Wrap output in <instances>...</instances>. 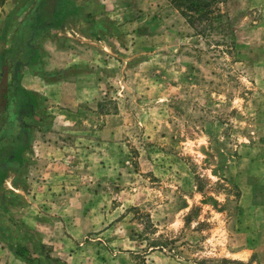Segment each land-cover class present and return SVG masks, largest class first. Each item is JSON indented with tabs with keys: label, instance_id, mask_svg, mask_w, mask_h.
Segmentation results:
<instances>
[{
	"label": "rangeland",
	"instance_id": "rangeland-1",
	"mask_svg": "<svg viewBox=\"0 0 264 264\" xmlns=\"http://www.w3.org/2000/svg\"><path fill=\"white\" fill-rule=\"evenodd\" d=\"M222 1L226 30L200 36L172 0H72L76 13L18 46L38 1L9 0L17 17L8 29V16L0 20V55L13 43L11 94L52 41L72 49V35H100L115 51L90 106L37 94L34 118L1 121L0 147L14 118L26 125L25 148L62 149L45 189L34 184L46 177L31 170L34 156L16 168L15 186L31 191L36 245H0V264H264V0ZM35 60L32 73L46 82L68 76ZM9 177L0 174L1 213L22 204ZM18 221L1 220V237L12 240Z\"/></svg>",
	"mask_w": 264,
	"mask_h": 264
},
{
	"label": "crops",
	"instance_id": "crops-1",
	"mask_svg": "<svg viewBox=\"0 0 264 264\" xmlns=\"http://www.w3.org/2000/svg\"><path fill=\"white\" fill-rule=\"evenodd\" d=\"M14 7H16L14 3L9 4V0H6L4 3H0V15H2L0 16V18H2L0 20L4 21L12 12ZM113 24L116 26L115 23ZM10 29L8 34L6 33L5 35L4 33L5 37L2 38V40L6 41V43L7 41H11L9 35ZM22 34V32L15 33L16 37H14L13 41L21 38ZM71 37L72 39L70 40L68 37L67 38L68 43L75 46L72 47V49L62 48L58 42L52 41V46L54 48L56 47V49H54V51L50 54H43L38 51L34 52L31 57L33 61L29 60L25 64L26 69L23 74L25 75L28 73V80L30 82L27 85H23V88L35 95L45 94L50 96V99H57L59 105L74 109L79 108L81 104L90 106V101L93 100L92 98H95L98 95L101 98V94H99V92L103 91L107 85V78L105 75L108 68V61H111L109 59H111L115 49L113 45L108 44L107 41L101 39L100 35H97L100 39L84 33H78L77 37L73 35ZM80 37H82L83 41L79 39ZM33 39L34 37H32L29 42ZM114 39L116 38L114 37ZM81 42H86L87 44H82ZM12 44L8 51L9 54L14 50V45ZM76 48H80L81 51ZM34 49L36 50V47H34ZM39 54L42 59H45L44 68L50 72V74H56L66 70V74L68 76L58 81L46 82L43 80L41 75L32 73V69H34L37 62L35 58ZM64 58H66L65 61L63 60ZM115 61L116 58L114 57V62ZM47 64H49V66ZM102 94L105 95L106 93ZM99 105L100 99L96 102V106L98 107ZM54 133V130L39 132V134H44L41 138H49ZM61 149L62 147L59 145L53 144L52 146H48V144H41V140H39L38 144L33 145L30 149L25 147L22 148L19 152V157L17 158L18 161L11 163L14 165L16 164V167L14 170L6 171L7 173H10V177L6 180V184L9 185L10 188L7 187L6 184L4 185L7 190L12 189L14 192L18 193L19 197L17 201L22 204L17 205V207H19L18 209H15V206L9 213L3 211L2 214L1 210L4 208V202L2 204V200H0V221L6 218L13 219V217H16L19 219L18 222L20 223H18L19 226L11 227L12 240L1 237L3 235V231L0 229V245H16L19 244L18 242L21 243L22 241H24V245H36V242H33L34 240L32 237L34 233L38 232L36 231L38 225L35 223L38 219L37 217H33V214H31L32 212L29 210L30 206H27L25 203V201L28 202L27 198L30 197L31 191L27 187H24L25 185L23 186L21 182H18V186H15L16 183L14 182V175L16 176L15 172L18 170L16 168H19V170L21 169L23 163L22 159L28 156H34L36 163L31 170L36 172L37 178H40L42 175H46L45 180L41 179L40 181H34V184L38 187V189H45L47 185L51 184V180H53L51 171H48V168L53 169L55 166L56 168L58 167L60 162L58 161L57 153L58 151H61ZM14 165H10L9 167ZM47 166L48 168H46ZM46 171H48V173ZM12 195L13 193H11L10 197ZM22 219L24 221H22Z\"/></svg>",
	"mask_w": 264,
	"mask_h": 264
},
{
	"label": "trees",
	"instance_id": "trees-1",
	"mask_svg": "<svg viewBox=\"0 0 264 264\" xmlns=\"http://www.w3.org/2000/svg\"><path fill=\"white\" fill-rule=\"evenodd\" d=\"M34 1L35 0H33V2ZM37 1L38 4L25 21L22 37L14 41V44L18 46L22 45L24 39L29 41L30 38L39 36L43 30L62 24L67 17L77 12V7L73 4L72 0ZM172 1L173 4H175L177 11L186 20L190 27L194 29L197 35L201 36L207 32L210 33L219 29V32H224L228 26V24L223 21L226 16L220 7L223 3L222 0ZM16 14L17 8L8 15L6 29L11 25L12 20L17 17ZM230 26L231 25H229V27ZM18 51H20V49H18ZM13 55L14 53H3L0 55V65L3 69V72L0 74V123L7 112L9 117L10 113L13 114V116L16 114L18 117L28 116L34 118L35 115L36 95L34 93L19 87L17 84H13L15 86L13 88V95L11 94L10 90L12 86L7 83L8 77H6L5 73L7 72H5V69L11 67V64L14 63ZM15 80L16 77L14 75L12 81ZM13 101H15V111L12 113V107H10V104L13 103ZM11 121L12 120L9 122ZM14 123L18 125V131ZM10 124L12 125L10 126V129L8 128L11 133H9V141L0 147V174H4L5 170H7L10 165H14L11 163L18 161V152L27 146L29 141V134L26 131L25 124H22L19 120H14V118L13 122L9 123V125Z\"/></svg>",
	"mask_w": 264,
	"mask_h": 264
}]
</instances>
